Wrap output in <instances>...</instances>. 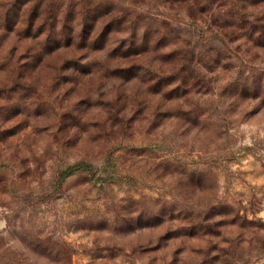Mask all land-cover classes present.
I'll return each mask as SVG.
<instances>
[{"label": "rangeland", "instance_id": "374dc122", "mask_svg": "<svg viewBox=\"0 0 264 264\" xmlns=\"http://www.w3.org/2000/svg\"><path fill=\"white\" fill-rule=\"evenodd\" d=\"M0 0V264H264V0Z\"/></svg>", "mask_w": 264, "mask_h": 264}, {"label": "trees", "instance_id": "16d2710c", "mask_svg": "<svg viewBox=\"0 0 264 264\" xmlns=\"http://www.w3.org/2000/svg\"><path fill=\"white\" fill-rule=\"evenodd\" d=\"M189 1H192V0H189ZM194 1H196L197 4H203L202 2H203L204 0H194Z\"/></svg>", "mask_w": 264, "mask_h": 264}]
</instances>
